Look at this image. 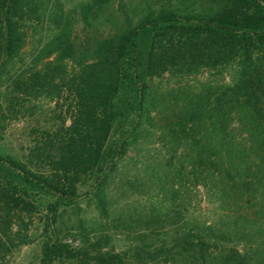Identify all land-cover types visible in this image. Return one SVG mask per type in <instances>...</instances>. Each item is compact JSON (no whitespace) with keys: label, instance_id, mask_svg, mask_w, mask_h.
I'll use <instances>...</instances> for the list:
<instances>
[{"label":"trees","instance_id":"obj_1","mask_svg":"<svg viewBox=\"0 0 264 264\" xmlns=\"http://www.w3.org/2000/svg\"><path fill=\"white\" fill-rule=\"evenodd\" d=\"M3 79L7 115L58 114L22 154L0 138V264L37 240L33 264H264V0H0ZM149 142L164 198L113 218L109 184Z\"/></svg>","mask_w":264,"mask_h":264},{"label":"rangeland","instance_id":"obj_2","mask_svg":"<svg viewBox=\"0 0 264 264\" xmlns=\"http://www.w3.org/2000/svg\"><path fill=\"white\" fill-rule=\"evenodd\" d=\"M65 9H69L73 5L77 4L81 0H58ZM41 33L38 29L32 33L29 37L27 45L23 48L21 53V61H16L13 66V70L17 69L19 66L27 63L31 57V54L38 45V40ZM200 76L198 79H202ZM191 83L194 79H190ZM165 84L166 82L163 81ZM4 91H6V82L3 79L0 82V103L2 104V112L6 114V120L3 124L4 129H0L1 143L6 148V150L13 154H22L27 142L32 138V131L34 128H40L41 126H50L52 122H56V113H53L54 104L47 100H39L34 102V107H29L32 104H27L23 107L16 106V112L12 115H7L5 106L6 101L4 97ZM30 108V109H29ZM155 146L152 143H145L138 146L135 150L129 153L132 157L137 154L133 160L126 158L123 162L122 169L119 170L121 173L116 175L122 178V182L119 183L117 179L109 184V192L111 196L112 211L111 216L118 217L122 214H127L129 212H136L140 209H145L147 206L155 201L162 200L164 198L163 192L156 189L152 184V167L151 164L153 158H156ZM134 154V155H133ZM136 183V187L140 189L134 190L127 187L126 184ZM189 203V216H198L204 220H211L212 216V205L209 204L203 192L200 189H191ZM166 203V202H165ZM81 211L78 213L80 217L86 220L88 226L96 225L99 220L98 212L92 201L85 199L80 204ZM72 217H75L73 212ZM38 218V217H37ZM67 219V217L65 216ZM41 221L39 219H34V223L30 228V234L38 235V229ZM40 230V229H39ZM120 240L121 235L116 237ZM37 243L38 240L33 244L23 246L21 249L15 251L4 264H33L37 254ZM117 248L122 247L121 242H116Z\"/></svg>","mask_w":264,"mask_h":264}]
</instances>
